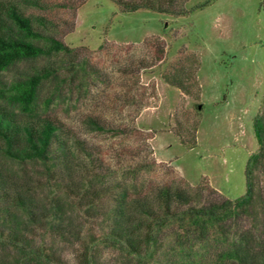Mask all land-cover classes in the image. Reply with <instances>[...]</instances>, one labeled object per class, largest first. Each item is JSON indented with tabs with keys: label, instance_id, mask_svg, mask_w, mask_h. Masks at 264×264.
Wrapping results in <instances>:
<instances>
[{
	"label": "rangeland",
	"instance_id": "374dc122",
	"mask_svg": "<svg viewBox=\"0 0 264 264\" xmlns=\"http://www.w3.org/2000/svg\"><path fill=\"white\" fill-rule=\"evenodd\" d=\"M116 1L137 0H21L72 51L19 62L0 74V87L55 69L40 88L38 114L98 150L106 184L171 185L195 204L244 194L264 102L262 0H156V10L128 13ZM0 166L46 181L36 161L0 156ZM37 195L45 199L47 188ZM62 251L76 264L75 247Z\"/></svg>",
	"mask_w": 264,
	"mask_h": 264
},
{
	"label": "trees",
	"instance_id": "16d2710c",
	"mask_svg": "<svg viewBox=\"0 0 264 264\" xmlns=\"http://www.w3.org/2000/svg\"><path fill=\"white\" fill-rule=\"evenodd\" d=\"M18 1L0 5V74L19 62L72 51L43 32V18ZM155 1L115 3L128 13L156 10ZM55 72L0 87V156L39 162L46 174L42 183L0 166V264H71L65 244L77 249L76 264H108L107 253L115 264H264V102L254 120L259 148L246 165L245 193L195 204L171 185L148 191L123 181L106 184L98 150L38 114L40 88ZM44 187L45 199L37 195Z\"/></svg>",
	"mask_w": 264,
	"mask_h": 264
}]
</instances>
